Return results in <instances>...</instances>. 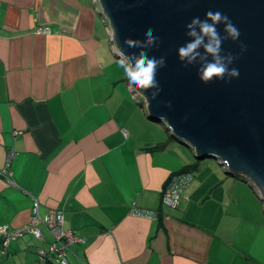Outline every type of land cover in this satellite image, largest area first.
Here are the masks:
<instances>
[{
    "label": "crops",
    "instance_id": "0c3cea01",
    "mask_svg": "<svg viewBox=\"0 0 264 264\" xmlns=\"http://www.w3.org/2000/svg\"><path fill=\"white\" fill-rule=\"evenodd\" d=\"M97 13L104 20L96 0H0V224L27 222L37 198L86 237L70 264H264L262 208L225 190L232 174L218 165L194 157L183 198L163 204L168 177L186 165L168 152L185 151L167 129L157 139L141 125ZM41 229L0 244V264H60L39 257L53 240Z\"/></svg>",
    "mask_w": 264,
    "mask_h": 264
},
{
    "label": "water",
    "instance_id": "95a60500",
    "mask_svg": "<svg viewBox=\"0 0 264 264\" xmlns=\"http://www.w3.org/2000/svg\"><path fill=\"white\" fill-rule=\"evenodd\" d=\"M96 1L114 52L119 46L126 54H138L140 49L129 48L125 38L142 41L148 28L158 38L147 55L165 59L156 74L160 92L155 99V89L133 93L146 115L162 122L197 158L211 156L243 173L264 202V0ZM209 10L226 15L240 32L235 41L224 39L221 51L235 57L228 67L238 69L239 76L204 83L199 78L201 65L186 66L177 50L192 39L186 25L194 17L205 19ZM217 30L227 35L224 24Z\"/></svg>",
    "mask_w": 264,
    "mask_h": 264
},
{
    "label": "clouds",
    "instance_id": "9594fccd",
    "mask_svg": "<svg viewBox=\"0 0 264 264\" xmlns=\"http://www.w3.org/2000/svg\"><path fill=\"white\" fill-rule=\"evenodd\" d=\"M221 23L224 24V31L227 34L225 37H222L217 30V25ZM186 27L187 35L192 39L178 48V57L181 61L186 62V66L196 63L201 65L198 71L202 82L209 83L214 78L225 79V77L239 76L238 69L228 67L235 57L231 54L221 55L223 40L231 38L235 41L240 36L239 30L226 15L219 11L209 10L205 13V19L194 17ZM157 39L153 35V29L148 28L142 41L132 37L125 38L124 43L129 48L140 49L138 54L135 52L130 55L126 54L119 46L115 49L116 55L119 57L117 65L123 68L128 80V90L134 94L137 92L145 94L147 90L155 89L151 93L153 99L160 92L156 79L157 70L165 65L164 57L157 59L147 55V49L151 48ZM201 48H203V53L199 51ZM209 56H211V60L208 59ZM166 203H171L167 197Z\"/></svg>",
    "mask_w": 264,
    "mask_h": 264
},
{
    "label": "built area",
    "instance_id": "2783aa9c",
    "mask_svg": "<svg viewBox=\"0 0 264 264\" xmlns=\"http://www.w3.org/2000/svg\"><path fill=\"white\" fill-rule=\"evenodd\" d=\"M37 32L50 33L51 28L48 25H39ZM14 155L13 150L8 152V160ZM3 173L8 174L7 168H3ZM10 180V178H9ZM193 180V176L189 172L178 173L174 175L168 185L162 191V202L169 206H177L183 198L185 187ZM166 197L171 203H166ZM131 213L135 215H143L149 218L157 217L156 210L140 209L132 205ZM64 214L61 210L50 208L46 212L40 211V202L37 198L33 200L32 213L30 219L19 225L11 226L10 224H0V244L5 248L13 239L22 237L25 234H31L36 238H42L43 233L41 225L46 226L53 234V240L48 248L37 247L36 251L41 259L55 258L60 264H70L68 259V251L75 244H83L86 237L77 234L72 229L63 226Z\"/></svg>",
    "mask_w": 264,
    "mask_h": 264
},
{
    "label": "rangeland",
    "instance_id": "374dc122",
    "mask_svg": "<svg viewBox=\"0 0 264 264\" xmlns=\"http://www.w3.org/2000/svg\"><path fill=\"white\" fill-rule=\"evenodd\" d=\"M90 1H93V0H90ZM97 21L101 24L103 30H104V39L106 40V42H108L107 44L108 45H111L110 46V49H111V53L114 57H116V60L118 61V57L113 53V47H112V38L110 36V33L108 32V28H107V25H106V22L105 20H103L102 16L97 13ZM115 70L117 71V75H118V79L117 80H120L121 83H124L126 84L127 88H128V80H127V77L125 76L124 74V70L123 68H120L118 67L117 63L115 64ZM129 91V90H128ZM129 94L131 96L132 99H134V102L136 101V105L138 106L137 108H139L140 110V114L143 115V119H142V122L143 124H141L143 127H147L148 131H151L152 134L158 139L159 136H162L160 135L159 133L160 132H164L162 131V129H166L164 124L162 122H158L152 118H148L145 111H144V108L138 103V101L136 100L133 92H130L129 91ZM141 100H142V97L141 96H138ZM138 99V98H137ZM145 124V125H144ZM160 131V132H159ZM164 138V137H163ZM178 143V144H177ZM176 144L178 145V147L184 149L185 153L182 152V150H179V151H169L168 152V157L170 159H173L175 161H177L178 163H180L181 165H184V164H187L189 163L191 160H193V158L195 157L196 160L197 157L194 155L195 151L190 147L188 146L187 144H185L184 142H181V141H178ZM176 147V146H175ZM207 159L206 160H214V164L218 165L221 169V172L223 173V177H226L227 175L224 173V167H221L219 164V162H217L215 160V158H208L206 157ZM204 158H202L201 160H199L197 163L198 164H202L204 162ZM195 161V160H193ZM193 165V163L191 164ZM229 178V177H228ZM232 180V183H229V185L225 186V190H228L230 193H233L234 196H239L238 193H243L246 195V192L249 194V195H246L248 197H241V200H243L246 204H249V208L252 207H256L255 204H253V201L255 200L258 204H259V207L262 208V211L264 213V202L256 188V186H254V184L251 182V181H248L247 179H244L242 177H238L236 175H231V178ZM260 209V208H259ZM257 210H258V207H257Z\"/></svg>",
    "mask_w": 264,
    "mask_h": 264
},
{
    "label": "trees",
    "instance_id": "16d2710c",
    "mask_svg": "<svg viewBox=\"0 0 264 264\" xmlns=\"http://www.w3.org/2000/svg\"><path fill=\"white\" fill-rule=\"evenodd\" d=\"M159 145V144H158ZM155 147H158V146H155ZM200 157V158H199ZM198 157V159L199 160H201L202 158H201V156H199ZM206 157H208V158H212L213 159V157H211V156H206ZM205 157V159H204V161H208V162H211V163H214L215 161L214 160H206L207 158ZM216 161H217V159H215ZM218 162V161H217ZM197 166V163L196 164H193L192 166H189V164H186L183 168H181V169H179V170H176V171H174L169 177H168V179H167V181H166V183H165V187H166V185H168L169 184V182L171 181V179H172V177L174 176V175H176V174H178V173H185V172H189L192 176H193V178H194V176H195V174H194V172H193V168H195ZM224 172L225 173H227V174H232V175H236V176H238V177H242V178H244V179H247V177L243 174V173H241V172H238V171H236V170H232V169H230V168H228V167H224ZM164 187V188H165ZM156 212H157V214H158V210H156Z\"/></svg>",
    "mask_w": 264,
    "mask_h": 264
}]
</instances>
